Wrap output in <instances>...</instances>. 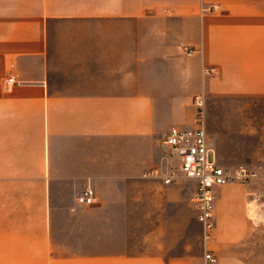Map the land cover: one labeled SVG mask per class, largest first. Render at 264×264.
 Instances as JSON below:
<instances>
[{
	"label": "crops",
	"instance_id": "crops-1",
	"mask_svg": "<svg viewBox=\"0 0 264 264\" xmlns=\"http://www.w3.org/2000/svg\"><path fill=\"white\" fill-rule=\"evenodd\" d=\"M197 95L264 116V0H0V264H192L164 139Z\"/></svg>",
	"mask_w": 264,
	"mask_h": 264
},
{
	"label": "rangeland",
	"instance_id": "rangeland-1",
	"mask_svg": "<svg viewBox=\"0 0 264 264\" xmlns=\"http://www.w3.org/2000/svg\"><path fill=\"white\" fill-rule=\"evenodd\" d=\"M258 108V105L247 101L241 105L209 101L205 105L210 144L222 166L233 169L244 165L263 172L264 116H259ZM233 109L241 114L234 115ZM171 161L175 162L173 158ZM227 188L232 189L224 193L226 203L223 204L229 207L236 232L234 237L228 235V225H225L222 233L215 229L207 248L218 255L220 264H232L229 259L232 256L236 257L239 264H264V176L247 182H234L224 187ZM186 222L188 259L192 264H203L206 249L203 228L193 216H189ZM218 239L229 240L230 243L215 250L213 243ZM225 258L229 260L221 262Z\"/></svg>",
	"mask_w": 264,
	"mask_h": 264
},
{
	"label": "built area",
	"instance_id": "built-area-1",
	"mask_svg": "<svg viewBox=\"0 0 264 264\" xmlns=\"http://www.w3.org/2000/svg\"><path fill=\"white\" fill-rule=\"evenodd\" d=\"M184 51L189 55L195 52L194 49L188 47H184ZM206 72L212 73L213 69H207ZM15 84V77L9 76L5 82L6 89L9 90ZM193 105L195 114L192 124L189 126L173 125L164 139L169 155L177 159L178 162L177 165L174 163L170 165V172L167 174L165 182L170 183L177 177H182L196 183L195 191L191 197V207L196 220L203 228L206 244L203 255L204 264H218L217 255L207 248L216 227L215 190L228 183L247 182L256 178L259 173L255 169L243 165L232 169L222 166L218 162L209 140L204 96H195ZM94 199V192L89 187L77 196L78 203L84 205L92 204Z\"/></svg>",
	"mask_w": 264,
	"mask_h": 264
}]
</instances>
